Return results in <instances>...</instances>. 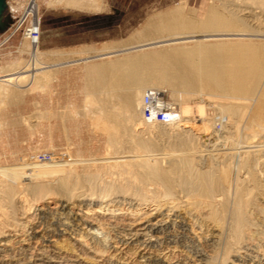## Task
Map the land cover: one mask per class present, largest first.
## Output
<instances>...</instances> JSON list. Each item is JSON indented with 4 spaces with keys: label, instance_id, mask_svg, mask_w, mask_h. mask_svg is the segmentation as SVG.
<instances>
[{
    "label": "bare ground",
    "instance_id": "6f19581e",
    "mask_svg": "<svg viewBox=\"0 0 264 264\" xmlns=\"http://www.w3.org/2000/svg\"><path fill=\"white\" fill-rule=\"evenodd\" d=\"M260 2L264 4V0ZM220 7H212L206 18L202 20L187 18L180 10L169 15H159L151 20L148 28L141 34L140 37H144V39L140 42L126 43L98 52L90 50L82 57L66 61L58 60L59 62L49 63L50 61L47 62L48 59L42 60L38 43H33L31 45L30 63L20 71L0 76V81L17 83V78L23 75L29 80V83L38 87L43 86L45 81L49 79V73L54 67L57 69L64 63H85V74L91 78L89 93L94 95L97 103L88 112L97 118V124H100V121L103 122L101 127L103 132L109 135L106 134L108 138L111 137L107 138L108 143L113 146L117 145L118 137L113 138L112 136L115 137L116 134L125 132L129 128L132 130L130 136L135 142L133 145L137 147V151L128 156L118 155L116 149L107 156L108 159H105L112 164L107 176L116 175L120 178V181L116 180L118 182L109 179V177L105 180L104 175L106 174H99V172L80 176L75 171V162L79 157L74 158L68 152L58 156L54 150H52L49 160L45 159L43 162L40 160L38 166L34 168V164L31 167L30 175L18 176L15 179L7 176L0 179V245L6 248L7 243L11 240V235H18L19 232H21L20 235L25 234L29 230L31 232L22 239V242L33 240L38 235L39 243L42 244L41 247L36 248L38 252L30 255L23 248L24 251L20 252L21 257L11 258L7 264H63V260H60L58 254L51 253L47 249L50 246L48 242H51L53 237L67 235L75 241H80L94 255H103L112 245L134 237H136L134 240L141 241L142 247H146L152 243L150 238L155 232L164 235L171 225L182 230L189 226V230L194 232L197 229L203 231L206 219L215 222L220 227H226L227 233L225 232L226 234L223 235H226V237L224 236L226 245L236 251V261L245 262L247 257L249 260L259 259L257 251L252 250L255 253L249 252L250 247L244 240V234L250 222L252 223V219H249L251 216L247 215V208L254 204L253 191L256 186L264 187V46L238 39V41L229 42L232 38H244L243 36L251 35L250 30L246 27L248 19L240 16L237 13L238 10H223ZM36 9L37 5L34 0L29 2L25 8V15L32 16L33 24H37V20H35ZM240 11L248 13L244 9ZM207 39H225L227 41L221 43L217 41L218 43L215 44V40L214 42L211 41L214 44H208L209 42L204 41ZM189 41L195 44L183 46L184 42ZM177 43L184 44L182 47L165 46ZM157 46L165 47L156 48ZM148 48L149 50H145ZM120 54L123 56L105 59L97 63H88L97 58L104 59ZM26 72L30 74H24ZM15 86L19 85L15 84ZM150 87L158 89L167 87L171 90L170 102L177 103L178 106L180 103H187L183 107L179 106V119L177 121L165 125L148 124L143 120L140 111L142 95L143 91ZM195 95L199 97L203 95L215 96L227 100L226 104L223 103L221 107L218 106V109L222 117L226 119L233 117V121H228L233 130L230 131L228 128V130H223L225 134L218 133L220 142H225L229 148H232L242 139L244 145L253 147L252 152L240 154L236 166L234 165L237 172L234 171L236 173L232 179L229 177V172L233 166H231L230 155L226 156L220 166H217L214 161L207 160L205 162L203 160L204 162H201L202 148L196 142L197 133H199L197 129L206 127V130L214 123L205 122L204 106L196 104L198 106L196 107L197 121L200 123L195 122L198 125L194 124L195 117L191 113V105H188L190 102L185 99L192 97L195 100ZM232 100H235L236 103ZM113 101L120 103V105H111L110 103ZM74 110L76 109L74 108ZM80 113L82 114V112ZM42 114L44 115L43 112ZM90 122L92 123V121ZM141 123L154 126L156 129L162 125L173 128L167 137L173 138L171 152L178 158L169 159L170 161L163 160L164 156L158 154L159 152L154 153L156 146L153 142L144 138L136 140V133L138 132L135 131V126L140 124L137 129L144 128ZM258 135L260 136L258 137ZM127 136L129 137V135ZM259 139L260 141H258ZM210 145L214 146L215 142H211ZM228 152L230 151L227 150V154ZM164 162H167V165H164ZM242 171H245L250 177L252 185L249 186L243 179L238 178V172L241 173ZM83 194H87L89 197L97 195L106 203L119 197L123 198L122 201L118 199L115 202L113 206H116L118 202L119 206L111 208L112 212L118 210L120 214L126 211L137 215L143 209L142 205H148L152 211L156 212V215L153 219L149 218L147 223L137 229L130 222L119 224L111 221L108 222L111 228L109 227L104 232L105 227L102 224L107 221L103 220L104 222L101 224L95 223L96 225H94L92 220L95 217L91 220L92 223L88 220L80 221L79 218L72 219L69 216L71 214V211L69 214V203L76 198V195L79 197ZM45 195L57 197L60 202L57 210L48 211L46 209L41 211L38 217H28V214L32 212L31 200L37 201ZM16 198L22 202L21 205L16 204L17 201L15 202V200L14 204L16 205L12 204L13 199ZM126 199L130 201L123 204ZM131 201L134 203L132 204ZM250 214H252L251 211ZM100 219L99 222H101ZM91 230L95 233L92 234ZM11 232L13 233L10 234ZM258 235L263 236L261 232L260 234L258 232ZM144 236L147 238L143 240L139 238ZM251 237L250 235L248 237L250 242L254 241V238L251 240ZM256 237L255 239H260ZM198 239H204L211 245L216 240L206 236H198ZM263 245L264 243H260L257 246L263 248ZM228 252L229 250L225 251L224 254ZM241 252H243V256H239ZM219 255L221 256V254ZM140 258L142 264H165L158 256L141 254ZM198 260L202 261V259ZM73 261L71 260L70 264H77V261ZM198 262L196 264H201Z\"/></svg>",
    "mask_w": 264,
    "mask_h": 264
},
{
    "label": "rangeland",
    "instance_id": "374dc122",
    "mask_svg": "<svg viewBox=\"0 0 264 264\" xmlns=\"http://www.w3.org/2000/svg\"><path fill=\"white\" fill-rule=\"evenodd\" d=\"M31 1L33 0H1L0 2V76L14 71H20L24 66L30 63L32 57V43L26 36L25 31L26 28L33 23L32 16H28V19H26L21 25L20 23L25 17V8ZM34 1L37 5V15L35 16V20H37L40 26L38 46L41 51V59H44L45 61L48 59L47 62L50 61L49 63L82 57L90 50L98 52L107 48L112 49L126 43L140 42L144 39V37H140L141 34L148 28L151 20L159 15H169L176 10H180L187 18L202 20L206 18L214 6H221L220 8L223 10H238L237 13H239L240 16L248 19L246 27L250 30L249 32L251 35L243 36L244 38H232L229 42H235V40L238 39L240 41L243 40L244 42L264 46V4L260 2L261 0H94V2L93 0H71L72 2L70 0ZM77 5L80 6L77 7ZM87 5L88 7H86ZM242 9L248 11V13L240 11ZM204 41L207 43L209 42L208 44H212L215 41L214 43L216 44L227 40L207 39ZM184 43L169 44V46H165L182 47L183 44V46H191L192 44H195L190 41ZM165 46H157L156 48H162ZM145 50H149V48ZM55 56H58V58L56 59ZM122 56L123 54L104 59L97 58L92 60L93 62L91 61L88 63H97L104 61L105 59L109 60L110 58ZM50 58L52 59L50 60ZM28 73L26 72L24 74ZM90 81L91 78L87 77L85 74V63H64V65L58 66L57 69L54 67L49 73V79L45 81L43 86L35 87L34 84L29 83V80L23 75L17 78V83L0 81V179L6 178L7 176L15 179L18 176L30 175L31 167H33L34 164V168L38 166L40 160H42V162L45 159L48 160L52 150H54L58 156L68 152L74 158L79 157V159L75 162V171L76 174L80 176L99 172V174H106L104 175L105 180L106 178L108 179V177L113 181L120 179L119 177H116V175L107 176L108 172H110V168H112V164L110 161L105 159H108L107 156L116 149L119 153L118 155L122 154L125 156L131 155L133 152L135 153L137 151V147L133 145L135 142L130 136L132 134V130L128 128L125 132L123 131L116 134L117 136L115 135V137L113 135V138L118 137V143H116L117 145L113 146L111 143H108V139L111 137L108 138L109 135L106 132H103L104 130L101 128L103 122L100 121V124H97V118L90 115L88 112L89 109L97 105L94 95L89 93ZM15 84L19 85L17 86L18 88ZM162 89L167 90L168 97L171 99V90L167 87ZM195 96V100H193L192 97L191 99L184 98L186 101L190 102L188 105H191V113L195 117V120L193 121L194 124L198 125L200 123V121H197L198 116L196 115V107L198 106H196V104H200L202 107L204 106L203 109L205 111L204 114L206 118L205 122L214 123L206 130V127H201L202 129L199 127L197 129L199 130V133H197L198 139L196 142L203 151H201V162L203 160L205 162L207 160L214 161L217 166H220V164L222 165L224 162L226 156L230 155L232 159L231 166H236L240 154L252 152L253 147L251 148V145H244V141L240 139L236 145L232 147V149L229 148V145L225 142H220L218 140V133L223 135V133L225 134L224 131L228 130V128L230 131L233 130L231 125L228 123V121H233V117H229L227 119L222 117L218 109V106L221 107L223 103L226 104L227 100L220 99L215 96ZM232 101L235 102V100ZM110 104L117 106L120 105V103L116 101H113ZM184 105H187V103H180L179 106L183 107ZM74 108L76 110H74ZM80 112H82V114ZM40 113L42 114L41 116L39 115ZM26 117L30 119H27ZM219 117L222 121L219 120ZM35 118H37V121L34 120ZM25 121L28 123L25 124ZM90 121H92L93 124ZM139 125L135 126V131L138 132L136 133V140L144 138L153 142L156 146L155 148L157 149L154 150V153L159 152L158 154L164 156L163 160L166 159L170 161L169 159L172 160L178 158L171 152L173 138L169 139L167 137V134L170 133L173 128L162 125V127L156 129L154 126L141 123L144 128L137 129V126L139 127ZM106 134L108 136H106ZM127 135H129V137ZM259 136L260 135H258V137ZM258 141H260V139ZM211 142H215V145L211 146ZM219 145L220 147H218ZM227 150L230 151L228 154ZM164 163V165H167V162ZM233 166L229 172V177L231 179L235 177L234 175L237 172L235 166ZM238 173V178L243 179L247 185L250 186L253 184L252 180L247 176L245 171ZM260 187L256 186L254 189V204L250 205L251 207L248 206L247 208V215L251 216L249 219H252H250L252 223L250 222L244 234V240H246V244H248L247 246L250 248L252 247L251 249L249 248V252L255 253L252 250L257 251L259 256L258 260H255L257 258L249 260V257H247L245 262L236 261V251H233L232 247L226 245L224 238L226 235H223L227 233L226 227H220L209 219H206V221L204 220L205 223L203 221V231L197 229V231L194 232L189 230V226L188 228L185 227L183 230L177 227L176 229L174 227L175 225H171L164 235L162 233L155 232L150 238L152 243L146 247H142L140 244L141 241L134 240L136 239V237H134L132 239L120 241L116 245H112V247L103 253V255H94L92 252L88 251L86 246L80 241H75L67 235L53 237L52 241L48 242V245L50 246L47 249L50 250L51 253L58 254L60 260H63V264H70L71 260L77 261V264H142V259L140 258L141 254L158 256L165 264H196L198 261V263L201 264H264V247H258L260 243H264V187ZM16 199H13L12 204L14 206L17 203L18 205H21L22 202ZM118 199L121 201L123 200V198L121 199L119 197L114 199L112 202L106 203L105 200L100 199L97 195L94 197H89L87 194L80 195L79 197L76 195V198L72 199V202L68 205L69 214L70 211L72 214L69 216L72 217V219L79 218L80 221H93L94 223H92L94 225H98L99 223L101 224L104 221H107V224L111 221L112 223L118 222L119 224L121 222V224H128V222H130V224H133V227L137 229L144 223H147L146 221L149 220V218L153 219L156 215V212H154V210L152 211L148 205H142L143 209L137 215L127 213L126 211H123L124 213L120 214V211L118 210L112 212L111 208H117L119 206V202L116 206H113ZM14 200L15 202L17 201L16 204H14ZM28 201L30 203V199ZM32 201L34 200H31V205H33L31 209L32 212L28 214V217L32 216V218L35 216L38 217L39 213L46 209L48 211H55L60 204L57 197L54 195H45L37 201L35 200L36 202ZM127 201L130 200L126 199L123 204L128 203ZM131 202L132 204L134 203V201ZM86 211L87 213H90L87 214ZM250 211L252 214H250ZM99 218H101V222H99ZM105 224H102L106 229L103 230L104 232L107 231L109 227L111 228L109 224ZM92 231L93 230H91V232ZM30 232L31 231L29 230L25 234L20 235L21 232H19L18 235H11V240L7 243L8 246L6 248L0 245V263L4 262L1 264H7L11 258L15 259L19 256L21 257L20 252L24 251L23 248L26 249L25 252L28 255L38 252L36 248L41 247L42 245L39 243L40 238H38V235H36L37 238H33V240H26L22 242V239L28 236ZM247 232H249L248 234L250 237L252 236L251 240L254 238V241H256L255 243L252 241L254 245L248 239L249 235ZM258 232L259 234L261 232L263 238L258 235ZM12 233L13 232L10 234ZM94 233L95 231L92 232V234ZM195 233L197 234L195 235ZM99 236L101 235L99 234ZM198 236H206L207 238H215L216 240L212 246L204 239L199 240ZM255 237L260 239L257 240ZM139 238L143 240L147 237L144 236ZM259 240L262 241L260 242ZM244 244L245 243H243V245ZM227 250H229V252L224 254ZM219 254H221V256ZM239 256H243V252H241ZM198 259H202V261L200 262Z\"/></svg>",
    "mask_w": 264,
    "mask_h": 264
},
{
    "label": "built area",
    "instance_id": "2783aa9c",
    "mask_svg": "<svg viewBox=\"0 0 264 264\" xmlns=\"http://www.w3.org/2000/svg\"><path fill=\"white\" fill-rule=\"evenodd\" d=\"M28 16L29 15H25L20 25L27 19ZM25 33L32 44L38 43L40 37L39 23H32L26 28ZM140 111L143 120L148 124L169 125L179 119V107L177 104L170 102L167 90L165 89H158L154 87L146 88L143 91Z\"/></svg>",
    "mask_w": 264,
    "mask_h": 264
},
{
    "label": "water",
    "instance_id": "95a60500",
    "mask_svg": "<svg viewBox=\"0 0 264 264\" xmlns=\"http://www.w3.org/2000/svg\"><path fill=\"white\" fill-rule=\"evenodd\" d=\"M0 2H1V0H0Z\"/></svg>",
    "mask_w": 264,
    "mask_h": 264
}]
</instances>
